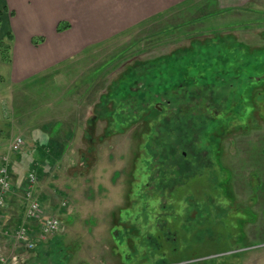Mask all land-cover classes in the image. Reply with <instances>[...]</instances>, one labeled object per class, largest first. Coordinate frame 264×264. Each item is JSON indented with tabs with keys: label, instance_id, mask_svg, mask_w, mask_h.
Listing matches in <instances>:
<instances>
[{
	"label": "rangeland",
	"instance_id": "obj_1",
	"mask_svg": "<svg viewBox=\"0 0 264 264\" xmlns=\"http://www.w3.org/2000/svg\"><path fill=\"white\" fill-rule=\"evenodd\" d=\"M174 1L118 33L83 40L82 32L97 25L82 23L78 4L47 2L53 17L42 27L48 34L56 27V35H46L72 51L26 82L12 72L13 33L0 36L11 47L0 45V165L9 154L14 187L4 227L25 221L32 231L40 228V220H25L32 171L44 213L62 222L33 249L0 237V264H264V93L232 113L227 93L203 98L200 107L182 94L183 108L191 104L205 125L215 114L222 132L219 143L204 127L193 134L178 152L187 167L179 175L157 137L167 134L175 107L164 95L149 100L120 91L124 81H139L198 46L225 48L232 40L250 52L264 48V0ZM45 41L42 34L32 40ZM263 79L264 73L255 78ZM14 136L26 141L20 153H9Z\"/></svg>",
	"mask_w": 264,
	"mask_h": 264
},
{
	"label": "trees",
	"instance_id": "obj_2",
	"mask_svg": "<svg viewBox=\"0 0 264 264\" xmlns=\"http://www.w3.org/2000/svg\"><path fill=\"white\" fill-rule=\"evenodd\" d=\"M2 13L0 10V28ZM63 28L67 29L69 25L59 27L58 31ZM8 37L13 39L12 34H9ZM3 41L0 45L3 46L5 51H10V45ZM37 41L34 39V42L37 43ZM228 45H230L227 46L229 48H224L225 44L216 43L208 47L198 46L193 50L189 49L176 53L170 59L168 58L165 64L162 67L160 66L161 68L147 71L145 75L139 77L141 85L138 84L139 81L135 78L133 81H124L120 90L121 94L127 96V98L139 96L140 98L152 100L164 95L167 98L166 104L175 107L170 122L163 127L167 134H163L160 130L161 134H158L157 137H159V142L163 140L162 145L167 148L164 150L166 152L164 156L169 155L172 158L174 168L178 167L177 174L179 175L186 172L187 167L181 162L183 153L178 154V152L182 146L186 145L185 147H188L190 145L191 142L189 141H191L193 134L197 135L204 127L206 129L205 134L207 131V136L212 137L211 141L219 143L220 133L218 132H222V129L219 128L222 127L221 124L216 128L218 123L214 120L215 114H211L212 120L208 125H205L204 121L206 120L200 114L194 115L191 104H186L183 108L185 99H183L182 94L186 93L187 98L193 100L195 105L200 107L203 98L208 101L211 99L217 100L215 94L227 93L229 98L226 99L225 106L228 112L232 113L248 104V100L250 102L254 99L257 100L259 94L261 93L262 97L264 93V79L261 82L255 80L260 73H264V48L250 52L248 47L240 43L236 46L232 40ZM214 85H220L223 90H216L217 87H213ZM201 86L206 89L203 93L199 92V88L202 89ZM121 94L119 92L118 95ZM168 94H172L173 98H168ZM201 94H203L202 97ZM233 99H236V103L234 102L235 104L232 105L231 101ZM178 109L182 110L181 114ZM176 123L179 124L178 127L175 126ZM213 132L218 134V138H213ZM178 136L179 140L175 138ZM31 234L33 235V231H31Z\"/></svg>",
	"mask_w": 264,
	"mask_h": 264
},
{
	"label": "crops",
	"instance_id": "obj_3",
	"mask_svg": "<svg viewBox=\"0 0 264 264\" xmlns=\"http://www.w3.org/2000/svg\"><path fill=\"white\" fill-rule=\"evenodd\" d=\"M52 0H0V10L2 13V23L0 28V36L12 32L15 38L13 44L14 57V78L26 82L32 78L40 77L54 66V61L63 59L72 51L71 44H64L57 48L48 38L46 27H42V22L47 18L53 17V10L46 9L45 4L51 3ZM55 3V0H53ZM84 0L78 3L77 12L83 24L97 25L92 32H82V40L88 34L91 35H113L119 32L120 28L130 26L138 20L145 19L149 14H153L164 7L166 0H88L86 4ZM172 1V0H171ZM182 1V0H181ZM184 1V0H183ZM174 2H177L174 1ZM43 6V7H42ZM164 7V8H163ZM4 19L9 20L8 26L4 25ZM73 27V25H72ZM74 28H72L73 31ZM56 35L55 31L50 32L52 36ZM44 36L47 41L43 44L35 45L32 40L36 36ZM81 40V41H82ZM81 42L76 43L78 46ZM68 52V53H67ZM16 76V77H15ZM39 139H36L35 145H39ZM55 145V144H54ZM8 211L3 215L4 221L8 220ZM19 225V224H18ZM17 225V226H18ZM16 226V227H17ZM39 230H33V236ZM40 242V241H39ZM19 246V245H18ZM22 247V246H19ZM25 248V247H23ZM26 249V248H25Z\"/></svg>",
	"mask_w": 264,
	"mask_h": 264
},
{
	"label": "built area",
	"instance_id": "obj_4",
	"mask_svg": "<svg viewBox=\"0 0 264 264\" xmlns=\"http://www.w3.org/2000/svg\"><path fill=\"white\" fill-rule=\"evenodd\" d=\"M26 147V141L22 136H14L10 145L9 153H20ZM9 154H4L0 165V237H11L15 243L26 249L35 248L39 241L45 236L54 234L61 228V220L55 215H46L39 199L34 195L32 187L37 182L34 171L28 174L25 196L27 199V208L25 213L26 220H40L39 236L35 238L31 234V229L24 221L14 229H9L2 225L3 211L7 207L8 196L13 192V183L10 171ZM66 205V202H63Z\"/></svg>",
	"mask_w": 264,
	"mask_h": 264
}]
</instances>
